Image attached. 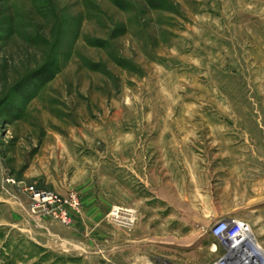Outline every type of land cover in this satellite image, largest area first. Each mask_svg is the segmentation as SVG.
Listing matches in <instances>:
<instances>
[{"label": "rangeland", "instance_id": "rangeland-1", "mask_svg": "<svg viewBox=\"0 0 264 264\" xmlns=\"http://www.w3.org/2000/svg\"><path fill=\"white\" fill-rule=\"evenodd\" d=\"M223 218L264 251V0H0V264H208Z\"/></svg>", "mask_w": 264, "mask_h": 264}, {"label": "built area", "instance_id": "built-area-1", "mask_svg": "<svg viewBox=\"0 0 264 264\" xmlns=\"http://www.w3.org/2000/svg\"><path fill=\"white\" fill-rule=\"evenodd\" d=\"M32 200V209L42 212H51L67 221L63 205L68 200H62L54 192L40 190L33 185L25 188ZM73 201V199H72ZM76 205V201L74 202ZM250 225L235 218L219 219L212 224L209 235L214 239L210 250L216 253V258L208 264H264L262 254L257 244L249 239Z\"/></svg>", "mask_w": 264, "mask_h": 264}, {"label": "bare ground", "instance_id": "bare-ground-1", "mask_svg": "<svg viewBox=\"0 0 264 264\" xmlns=\"http://www.w3.org/2000/svg\"><path fill=\"white\" fill-rule=\"evenodd\" d=\"M249 239H251L252 241H254L256 244H257V242H256V240H255V237L253 236V234H252V230H250V232L248 233V236H247ZM257 246H258V249H259V251L262 253V254H264V251H263V249L261 248V246L259 245V244H257ZM260 246V247H259Z\"/></svg>", "mask_w": 264, "mask_h": 264}]
</instances>
